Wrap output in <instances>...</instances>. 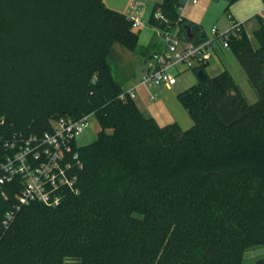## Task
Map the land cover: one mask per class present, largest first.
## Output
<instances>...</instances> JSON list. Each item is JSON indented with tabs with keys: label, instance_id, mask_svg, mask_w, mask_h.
<instances>
[{
	"label": "trees",
	"instance_id": "1",
	"mask_svg": "<svg viewBox=\"0 0 264 264\" xmlns=\"http://www.w3.org/2000/svg\"><path fill=\"white\" fill-rule=\"evenodd\" d=\"M177 3L155 5L148 25H175L154 14ZM177 25L187 41L205 38L186 18ZM253 38L242 28L228 50L258 100L223 70L177 95L193 122L183 131L119 98L114 46L147 53L131 18L103 0H0V163L15 134L89 114L99 127L77 148L78 192L58 207L16 209L19 181L0 186V264H242L264 246L263 20Z\"/></svg>",
	"mask_w": 264,
	"mask_h": 264
},
{
	"label": "built area",
	"instance_id": "2",
	"mask_svg": "<svg viewBox=\"0 0 264 264\" xmlns=\"http://www.w3.org/2000/svg\"><path fill=\"white\" fill-rule=\"evenodd\" d=\"M196 3L197 0H178L173 14L176 24L166 23L162 28H157L158 48L144 58L137 84L125 89L119 95L120 99L136 100V89L143 87L148 92L149 100H156L157 93L152 89L160 86L171 88L176 84V76L170 72L173 67L182 64L194 70L207 68L218 52L228 50V40L242 29L241 24L235 21H230V27L224 31L212 26L199 42L187 41L180 35L177 23L183 19L184 8ZM261 14L264 16V1ZM154 18L168 22L160 11L154 14ZM131 19L133 28H138L139 20ZM91 118L92 114L77 120L59 118L52 122L51 130L40 135L15 134L4 140L3 146L10 155L0 163V186L19 181L16 209L32 203L58 207L68 193L78 192L75 173L82 164L76 139ZM1 195L5 194L1 192ZM13 216V211L6 212L3 220L5 227Z\"/></svg>",
	"mask_w": 264,
	"mask_h": 264
},
{
	"label": "rangeland",
	"instance_id": "3",
	"mask_svg": "<svg viewBox=\"0 0 264 264\" xmlns=\"http://www.w3.org/2000/svg\"><path fill=\"white\" fill-rule=\"evenodd\" d=\"M227 4L228 0H197L196 4H189L184 8L183 16L194 19L206 33L213 25H217L220 31H224L228 26ZM136 30L139 31V45L145 44L152 39L160 43L157 38L156 27L145 24L136 28ZM144 49L147 53L140 55L119 45H115L113 48L116 60L111 64L112 69L115 77L125 88L137 83L141 76L143 59L151 52V48L144 47ZM223 70H227L231 74L248 103H254L258 100V95L250 84L245 71L229 50L220 51L219 56L212 58L209 66L205 68L208 76H212L215 73L218 74ZM170 72L177 79V83L173 87L160 86L152 89L153 92L157 93L156 100H149L146 89L138 87L136 89L137 98L134 102L144 116L153 118L159 126L176 123L184 131L190 128L193 122L179 102L177 95L198 84V79L194 69L187 68L182 64L173 67ZM98 129L96 120L91 118L88 126L76 139L77 146L81 147L94 142ZM242 264H264V246L247 249L243 255Z\"/></svg>",
	"mask_w": 264,
	"mask_h": 264
},
{
	"label": "crops",
	"instance_id": "4",
	"mask_svg": "<svg viewBox=\"0 0 264 264\" xmlns=\"http://www.w3.org/2000/svg\"><path fill=\"white\" fill-rule=\"evenodd\" d=\"M263 1L264 0H236L234 1L228 7V10L226 13L227 20H228V26L224 30H227L230 27V21L238 22L241 24L242 28L244 29L245 33L247 34L251 42L254 44L255 40L253 38V32L259 28L260 20H263L264 22V16L261 14L262 8H263ZM103 2L106 7L119 11L125 14L129 18H137L140 22V26L145 25V24L149 26L148 21L153 12L154 7L157 4H161L162 0H103ZM183 18H186L198 24L201 27V25L198 22H196L194 19H189L184 16ZM213 26H216L219 29L217 25H213ZM207 33L204 32V34H207ZM139 46L149 47V48L152 47L151 48V52H152L154 49L158 48L159 43H157V41L152 39L148 41L147 43L139 45ZM219 54L220 52H218L217 56H219ZM216 74L217 73L213 74L212 76ZM135 84L131 86H127V88L125 89L131 88Z\"/></svg>",
	"mask_w": 264,
	"mask_h": 264
},
{
	"label": "water",
	"instance_id": "5",
	"mask_svg": "<svg viewBox=\"0 0 264 264\" xmlns=\"http://www.w3.org/2000/svg\"><path fill=\"white\" fill-rule=\"evenodd\" d=\"M161 15L164 19H166L170 23L174 22L175 20V16L170 12L162 11ZM196 77L198 79V82L201 84L207 85L210 82V78L204 70H201V69L197 70Z\"/></svg>",
	"mask_w": 264,
	"mask_h": 264
}]
</instances>
